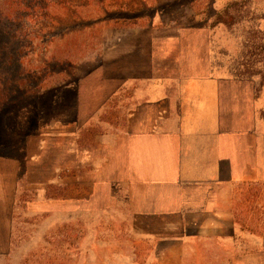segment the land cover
I'll return each mask as SVG.
<instances>
[{"label":"crops","instance_id":"0c3cea01","mask_svg":"<svg viewBox=\"0 0 264 264\" xmlns=\"http://www.w3.org/2000/svg\"><path fill=\"white\" fill-rule=\"evenodd\" d=\"M121 36L112 71L97 67L19 107L17 149L0 151V264L56 254L58 211L72 227L77 205L88 223L94 211L128 217L127 237L113 240L127 238L129 263L89 264L262 260L264 73L225 40ZM74 175L81 198L51 196L58 183L71 193ZM89 237L96 250L85 256L126 255Z\"/></svg>","mask_w":264,"mask_h":264},{"label":"rangeland","instance_id":"374dc122","mask_svg":"<svg viewBox=\"0 0 264 264\" xmlns=\"http://www.w3.org/2000/svg\"><path fill=\"white\" fill-rule=\"evenodd\" d=\"M104 2L0 0V151L17 149V116L24 100L75 84L97 67L112 71L113 47L122 38V30H146L196 42L225 40L230 42L235 57L252 58L257 65L253 70L264 73V0H107L108 12ZM144 38L143 34L139 39ZM80 182V177L74 175L71 193L58 183L50 194L58 199L66 195L79 199L85 194L80 191ZM73 217L72 227L65 226L64 211H58L57 227L51 229L58 235L53 242L56 254L31 252L14 260L17 258L18 264H89L102 259L129 263L131 248L127 238L113 240L116 234L127 237L128 217L114 215L110 210L94 211L88 223L79 205L74 206ZM98 219L103 222L97 223ZM95 233L101 235L105 246H121L126 255L82 254V248H93L96 241L89 236ZM145 258L138 255L135 261L142 264ZM249 264H264V257L261 260L250 256Z\"/></svg>","mask_w":264,"mask_h":264},{"label":"trees","instance_id":"16d2710c","mask_svg":"<svg viewBox=\"0 0 264 264\" xmlns=\"http://www.w3.org/2000/svg\"><path fill=\"white\" fill-rule=\"evenodd\" d=\"M106 1H107V0H105L103 6L106 8V12H108L107 9H109V6L107 5ZM124 4H125V3H122V6H124ZM109 11H111V10L109 9ZM106 12H105L104 14H106ZM103 16H105V15H103ZM106 19H107V20H111L110 18H106ZM112 20H113V22H114V19H112ZM250 62H251V60H246V61H245L246 64H248V63H250Z\"/></svg>","mask_w":264,"mask_h":264}]
</instances>
